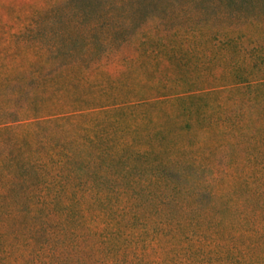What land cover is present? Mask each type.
<instances>
[{
  "label": "rangeland",
  "instance_id": "374dc122",
  "mask_svg": "<svg viewBox=\"0 0 264 264\" xmlns=\"http://www.w3.org/2000/svg\"><path fill=\"white\" fill-rule=\"evenodd\" d=\"M69 1L0 0V93L6 75L46 62L50 48L101 47L60 31ZM213 2L110 8L108 15L139 23L131 41L87 69L68 59L72 66L40 90L54 112L88 108L80 120L90 124L117 119L128 138L149 135L152 148L182 150L201 170L175 194L155 178L153 190L163 194L151 204L130 190L87 194L75 218L59 207L0 206V264H264V0H227L255 14L231 25L209 22L218 15ZM190 16L209 19L178 24ZM110 195L116 203L106 207ZM40 213L46 223L37 233Z\"/></svg>",
  "mask_w": 264,
  "mask_h": 264
},
{
  "label": "trees",
  "instance_id": "16d2710c",
  "mask_svg": "<svg viewBox=\"0 0 264 264\" xmlns=\"http://www.w3.org/2000/svg\"><path fill=\"white\" fill-rule=\"evenodd\" d=\"M77 1L70 0V6L60 8V12L68 14L66 18L71 15L61 22L60 31L78 33L75 41L85 40L86 45L98 40L101 47L50 48L46 62L36 64L29 71L6 75L9 85L0 93V206L28 212L36 205L40 210L59 207L75 218L80 215L75 206L87 194H119L130 190L134 199L151 204L162 198L163 193L153 190L157 182L165 180L175 194L186 187L183 181L190 183L191 176L201 170L194 161L185 159L182 150L162 146L161 142L157 143L163 148H152L149 135L128 138L129 129L119 125L117 119L105 117L90 124L80 120L90 115L88 108L52 111L57 105L40 91L44 82L71 67V61H80V66L87 69L109 57V49L131 41L139 23L108 12L110 8L138 10L145 0H117L120 4L98 10L76 5ZM233 1L238 5L239 0ZM213 6L218 15L210 23L222 20L231 25L255 16L240 11L243 5L232 7L227 0H214ZM206 19L209 18L190 16L187 21L181 18L174 23L188 22V26H194ZM110 197L103 200L106 207L116 203ZM36 217L40 221L38 233L46 222L41 213Z\"/></svg>",
  "mask_w": 264,
  "mask_h": 264
}]
</instances>
